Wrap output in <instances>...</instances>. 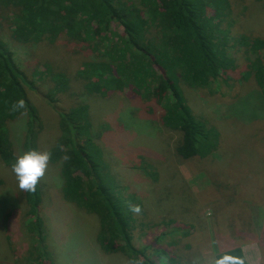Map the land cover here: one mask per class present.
<instances>
[{"label": "trees", "instance_id": "trees-1", "mask_svg": "<svg viewBox=\"0 0 264 264\" xmlns=\"http://www.w3.org/2000/svg\"><path fill=\"white\" fill-rule=\"evenodd\" d=\"M255 1L262 3L264 0ZM227 3L228 0H0V21L19 45L55 46L63 39L91 52L95 59L85 62L77 74L91 99L114 101L123 98L130 102L140 101L152 115L160 111V127L175 132L179 138L175 150L172 154L169 152L170 155L175 153L173 162L205 163L216 155L223 158V137L225 134L232 136L233 128L227 119L225 123L229 127L220 130L207 118H197L181 86L192 92L221 94L228 98L227 102L235 104L240 95L233 90L251 84L264 98V39L251 35L239 37L237 43L246 48L247 65L238 72V78L232 76L238 69V60L229 55L228 43H222L217 36L226 11L227 17H233ZM36 76L42 81L48 78L53 85L44 96L53 108H56L58 95L70 91L73 96L72 91H76L69 85L71 79L67 74L54 72L48 65ZM223 88H227L224 94ZM35 89L34 82L28 81L7 43L0 38V161L10 170L19 156L10 138V123L25 117L22 154L39 151L45 125L30 98L29 90ZM19 100H23V107L15 108ZM233 106L228 107L229 119ZM57 113L61 135L48 151L49 164L61 168L64 201L98 218L97 243L104 255L121 256L131 264H196L192 261L205 260L202 253H189L193 248L186 245L188 250H181L184 248L182 240L192 237L199 246L206 248V244L209 249H217L226 240L227 243L231 239L238 240L241 233H232L236 218L232 210L236 206L235 175H226L224 170L212 174L205 169L202 178L214 179L209 183L213 190L208 191L212 200L223 201L224 206L223 210H214L213 233L207 223L194 217L192 213L197 210L191 209L186 211L193 215V219L187 217L188 222L165 217L150 224L154 230L163 228L165 232L150 245L138 248L135 230L147 224L140 221L137 214H146L143 212L146 203L143 198V202L134 198L129 199L128 204L122 201V192H128L129 187L117 183L105 161V148L95 142L91 106L79 102L67 112ZM105 128L111 130L110 126ZM140 170L156 181L154 175ZM251 177L258 184L249 193L254 199L249 204L264 207V169L252 173ZM42 192L41 179L34 190H26L27 212L23 223L30 232L29 242H26L30 248L15 264H38L41 260L35 255L47 253L46 227L40 215ZM228 193L232 195L227 199ZM195 203L198 207L199 203ZM130 205H138L140 211H130ZM16 213L6 214L5 221H9L6 230L10 232ZM262 239L264 246V229ZM215 245L217 247H213ZM219 250L214 253V264L216 258L225 254L237 262L249 264L241 246ZM261 251L264 255V248Z\"/></svg>", "mask_w": 264, "mask_h": 264}, {"label": "rangeland", "instance_id": "rangeland-1", "mask_svg": "<svg viewBox=\"0 0 264 264\" xmlns=\"http://www.w3.org/2000/svg\"><path fill=\"white\" fill-rule=\"evenodd\" d=\"M226 5L233 17L232 19L227 17L228 11H226V16L223 15L221 18V31L217 36L222 43H228L226 48L229 55L238 60V69L232 75L238 78V72L246 68L247 62L244 58L246 48L237 43V40L245 35L264 39V1L258 3L255 0H228ZM0 38L7 43L16 64L27 75L28 81H33L36 85V89L29 90V93L45 125L39 141V151L48 152L60 138L57 111L67 112L79 102L91 106L95 142L105 148V161L109 164V171L116 178L117 183L129 187L128 192L123 190L122 201L128 204L131 198L136 199L137 202L142 201L143 198L146 203L143 209L146 214H137L139 220L147 224L144 227L139 225L135 230V243L138 248L150 245L165 232L163 228L154 230L150 225L165 217L188 222L187 217L193 219L194 215L204 224L207 223L212 234L211 224L215 221L214 210L216 208L223 210L224 206L223 201L219 203L212 200L208 192L213 190L209 183H212L214 179L202 178L201 173L205 169L212 174L224 170L226 175L230 173L236 178V206L232 209L235 211L236 218L233 223L235 230L232 233H241V235H238L236 242L229 238L231 240L228 243L226 240L221 243L222 247L220 245L218 248L227 250L241 246L249 264H264V255L261 251L264 248L262 244L264 207L249 204L254 200L250 198L249 193L254 185L258 184L251 175L254 172L256 174L262 172L264 169L262 168L264 167L262 164L264 161V98L255 86L247 84L234 89L233 93L240 95L235 104L227 102L228 98L225 99L221 94H210L202 90L192 92L181 86L187 103H192L194 115L197 118H207L220 130L228 128L226 123L229 122L234 134L232 136L225 134L226 136L223 137V149L225 148L223 158L216 155L215 159L205 163L203 161L174 163L175 153L170 155L169 152L172 154L175 150L179 138L175 132L160 127V111L159 114L152 115L140 101L130 102L123 98L114 101L93 100L84 91L77 74L85 62L95 59L91 52H86L83 47L74 43L70 44L63 39H59L55 46L19 45L12 40L10 31L1 21ZM47 65L54 72L67 74L71 79L69 85L76 90L72 91L73 96L70 91L58 95L56 108H53L44 98L53 87L51 82L48 78L43 81L36 78V73L44 71ZM226 91L227 88H223L222 94ZM229 105H234L230 119L227 118ZM109 126L111 130L105 128ZM25 131V117L9 125L10 138L19 156L23 151ZM229 162L231 163L228 164ZM140 169L154 175L156 181L153 177L144 175ZM41 181L43 192L40 215L46 227L47 248L45 251L47 253L43 256L39 253L35 255L36 258L40 257V262H45L44 264H131L121 256H107L101 252L97 243L100 232L99 220L64 201V182L59 165H51L48 161ZM230 195L232 194L228 193L226 198L228 199ZM25 196L26 190L18 187L12 170L0 161V264H15L19 257L30 248L29 246L27 248L26 243L29 242L30 232L26 231L25 223H23V220L25 222L24 213L27 212ZM196 201L199 203L198 207H195ZM191 203L195 204L191 206ZM244 204L246 207H243ZM191 209L197 212L192 213L193 215L186 212ZM11 212L17 213L12 220L10 232L6 230L9 221L5 220L6 214ZM218 219L222 221L221 216ZM199 231L202 234L201 230ZM197 242L192 237L184 239L181 242V247L184 248L181 250L186 251L188 250L186 246H192L193 250H189V253H202L201 257L205 259L202 262L195 260L192 263L214 264V253L218 252V248L209 249L206 244H204L206 248H203ZM216 245L213 247H217Z\"/></svg>", "mask_w": 264, "mask_h": 264}, {"label": "clouds", "instance_id": "clouds-1", "mask_svg": "<svg viewBox=\"0 0 264 264\" xmlns=\"http://www.w3.org/2000/svg\"><path fill=\"white\" fill-rule=\"evenodd\" d=\"M23 103V100H19L14 107L22 108ZM49 158L50 154L48 152L37 150L26 151L16 157L14 163L11 165V170L21 190H34L38 181L45 173ZM129 210L138 213L140 208L138 205H130ZM215 264H243V261L237 262L232 256L225 254L216 258Z\"/></svg>", "mask_w": 264, "mask_h": 264}, {"label": "crops", "instance_id": "crops-1", "mask_svg": "<svg viewBox=\"0 0 264 264\" xmlns=\"http://www.w3.org/2000/svg\"><path fill=\"white\" fill-rule=\"evenodd\" d=\"M245 253V252H244ZM245 255V257H246V254H244ZM247 258V257H246Z\"/></svg>", "mask_w": 264, "mask_h": 264}]
</instances>
